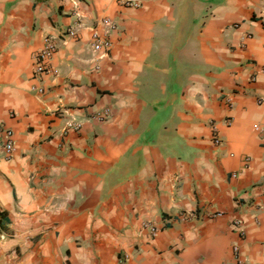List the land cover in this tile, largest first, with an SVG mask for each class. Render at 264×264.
Here are the masks:
<instances>
[{
  "label": "crops",
  "instance_id": "obj_1",
  "mask_svg": "<svg viewBox=\"0 0 264 264\" xmlns=\"http://www.w3.org/2000/svg\"><path fill=\"white\" fill-rule=\"evenodd\" d=\"M121 1L0 0V264H264V0Z\"/></svg>",
  "mask_w": 264,
  "mask_h": 264
},
{
  "label": "built area",
  "instance_id": "obj_2",
  "mask_svg": "<svg viewBox=\"0 0 264 264\" xmlns=\"http://www.w3.org/2000/svg\"><path fill=\"white\" fill-rule=\"evenodd\" d=\"M140 3L138 0H122L120 2L121 6L124 7H136ZM98 27L100 29H95L91 33V47L92 51L95 54H105L107 53L111 48V41H110V34L116 30V25L113 21H111L109 18L105 17L98 21ZM66 34L73 35L75 34L73 29H68L65 31ZM57 49L56 41L50 37L45 36L43 38V47L40 49L39 52H37L33 56V73L35 79L41 84L36 89L37 93L43 94L45 91V88L42 86L44 79L47 76H55L58 73V70L55 68H52L50 66V60L52 56L55 54ZM107 113H103L101 116V119L107 118ZM69 128L72 127L71 125H68ZM0 135L4 139L3 143V149L6 158H10L16 151V145L13 139V133L11 130L2 128L0 126ZM213 140L216 144H219L220 139L217 137V135L213 136ZM248 161V159H245V163ZM211 217H221L222 213L220 212H214L210 214ZM197 214L194 211H185L180 215V219L182 221H188L193 218H196ZM143 227L147 228L148 231L151 234H155L158 232L157 228L152 223H144ZM232 228L235 230V233L240 239H244L245 237V231L242 227V223L239 219H234ZM235 264H245L243 259L241 258L240 249L237 244L233 245L232 247Z\"/></svg>",
  "mask_w": 264,
  "mask_h": 264
}]
</instances>
